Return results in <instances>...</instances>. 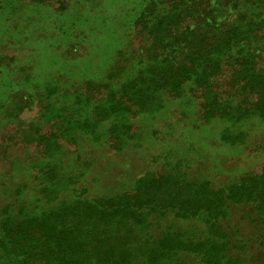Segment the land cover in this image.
Segmentation results:
<instances>
[{
    "label": "trees",
    "instance_id": "trees-1",
    "mask_svg": "<svg viewBox=\"0 0 264 264\" xmlns=\"http://www.w3.org/2000/svg\"><path fill=\"white\" fill-rule=\"evenodd\" d=\"M90 1L0 0V135L28 149L0 264H264V166L214 180L195 150L264 125V0H120L94 33Z\"/></svg>",
    "mask_w": 264,
    "mask_h": 264
},
{
    "label": "rangeland",
    "instance_id": "rangeland-1",
    "mask_svg": "<svg viewBox=\"0 0 264 264\" xmlns=\"http://www.w3.org/2000/svg\"><path fill=\"white\" fill-rule=\"evenodd\" d=\"M118 1L120 0H91L89 2L90 4L88 3L90 6L97 2V4L100 5V8L104 9L101 11L98 10V13H96L93 19L95 21L93 26V33L100 26L99 22L101 21V18L103 16L110 17L118 13V7L116 6V3ZM45 2L54 8H60L61 6H65L68 4V0H45ZM111 9L112 11H110V13L109 10ZM103 37V35H97L96 45L98 46V48L103 46ZM77 50L78 52H82L83 50H85V48L81 46L77 47ZM16 99L20 103L18 97ZM28 106L29 108L32 107L27 103L25 104L24 108ZM34 107L37 106L34 105ZM29 108H27L26 110L24 109L23 112V119L27 122H31V120L36 116V110L34 111L33 108ZM171 113H175V120H178V122L180 121L178 126L179 128H183V126H186L190 121H193V119H197L202 122V120L199 119L198 115L193 118L191 115L183 114L181 110L179 111L177 109H173L171 110ZM15 129V126L5 128L1 133L2 135H0V171L3 172L7 171L8 167L10 168L15 161H24L26 158V153L28 151V149L22 145L23 143L21 141L14 140L15 137H12ZM257 131L258 132L256 133V136H254L253 138V142L249 143L246 146H242L241 149H238L228 148L225 146L222 147L217 143L216 137H212L207 130H202L201 134H199L197 138L200 139L203 143L201 141H197V145L195 147L196 152L203 158L201 168L216 165L217 169L215 171H211V178L214 180L224 179L228 175L238 176L248 172H260L264 166V125L261 127L258 126ZM7 136L11 137L10 140L13 142H10L7 139ZM17 142L18 144H15ZM161 151H164L163 147H160V151L156 150L157 153ZM182 153L184 155V152ZM142 156V158L136 156V160L133 159V162L136 167L142 166L144 170L148 166L150 167L149 163L152 160L148 154H142ZM219 165H222V168L218 167ZM245 230L251 232V230H249L248 228H245Z\"/></svg>",
    "mask_w": 264,
    "mask_h": 264
}]
</instances>
